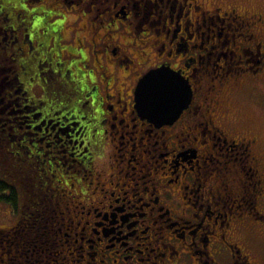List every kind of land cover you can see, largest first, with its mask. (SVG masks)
<instances>
[{"label":"flooded vegetation","instance_id":"obj_1","mask_svg":"<svg viewBox=\"0 0 264 264\" xmlns=\"http://www.w3.org/2000/svg\"><path fill=\"white\" fill-rule=\"evenodd\" d=\"M263 34L264 15L198 0H0V131L32 143L46 118L6 90L20 74L39 94L24 103L45 89L63 97L51 114L62 121L52 131L73 141L61 261L73 250L76 264H259L247 237L264 244V147L234 129L226 104L264 75ZM160 67L192 92L166 124L134 102Z\"/></svg>","mask_w":264,"mask_h":264},{"label":"trees","instance_id":"obj_2","mask_svg":"<svg viewBox=\"0 0 264 264\" xmlns=\"http://www.w3.org/2000/svg\"><path fill=\"white\" fill-rule=\"evenodd\" d=\"M22 76L20 74L18 84L13 85V89L7 84L6 90H18L22 101L18 108L23 110V114L29 112L35 117L38 112L46 110V118H37L33 123L37 127L33 132L42 137L40 140H35L34 137L35 141L32 143L28 142L30 139L26 135H23L26 142L17 143L18 139L11 135L13 132L0 131V150L6 148L8 154H11L12 162V179L0 178V202L12 207L15 218L12 225L0 228V264H16V255L19 254L21 263L53 264L57 261V256L60 259L66 256L65 253L59 254L53 244L61 237L56 222L65 207L64 195L67 188L62 181L64 178L72 179L73 174L67 171V165L58 156V148L63 141L53 140V132L49 134L44 123L53 117L51 114L57 111L56 106L63 97L56 90L45 89V94L34 104L24 103L27 96L35 93L24 86ZM18 108L13 105L6 112L14 115L12 113ZM55 129L58 130L57 127Z\"/></svg>","mask_w":264,"mask_h":264},{"label":"rangeland","instance_id":"obj_3","mask_svg":"<svg viewBox=\"0 0 264 264\" xmlns=\"http://www.w3.org/2000/svg\"><path fill=\"white\" fill-rule=\"evenodd\" d=\"M203 3L205 8L211 9L212 7H219L221 10H228L231 8L237 9L238 11L246 10L250 13H259L264 15V0H198ZM67 24L71 25L70 22ZM264 35V34H263ZM70 36V34H69ZM209 77H206L201 84H205ZM217 81L214 82V84ZM249 83V84H248ZM248 84V85H247ZM36 95L37 91H35ZM227 109L229 114H231L234 122V129L237 131L250 130L256 133L260 139V143L264 147V75L262 78L255 79L253 81L245 80L227 99ZM61 113L55 117H60ZM55 117H51L53 121L51 123L45 122L44 127L47 128L48 133L52 131V126L56 123ZM60 120V118H59ZM41 122H39L40 124ZM43 128V127H42ZM235 130V131H236ZM46 134V131L43 130ZM52 135L53 140L58 141L61 139V147L59 150V157L61 162H65L68 166L71 164L73 157L67 155V148L73 145V141L64 137V134H59L58 130L54 129ZM69 134V133H68ZM71 134V133H70ZM35 137V138H34ZM42 136H38L35 133V140H40ZM44 137V136H43ZM50 138V137H49ZM46 139V136L44 137ZM43 139V140H44ZM51 139V138H50ZM42 140V142H43ZM41 147L43 144L40 145ZM6 148H1L0 150V178L9 180L12 179V169L10 157ZM69 152V151H68ZM20 157V156H19ZM22 158V156H21ZM15 163V162H13ZM13 209L9 204L0 202V228H7L14 222ZM247 240L252 247V251L255 254L259 264H264V244L255 236L248 235ZM71 254L68 255L65 261H61L60 257H56V262L53 264H76V255L73 250H70Z\"/></svg>","mask_w":264,"mask_h":264},{"label":"water","instance_id":"obj_4","mask_svg":"<svg viewBox=\"0 0 264 264\" xmlns=\"http://www.w3.org/2000/svg\"><path fill=\"white\" fill-rule=\"evenodd\" d=\"M191 95L189 84L179 73L160 67L148 71L138 81L135 109L154 123H171L188 106Z\"/></svg>","mask_w":264,"mask_h":264},{"label":"snow or ice","instance_id":"obj_5","mask_svg":"<svg viewBox=\"0 0 264 264\" xmlns=\"http://www.w3.org/2000/svg\"><path fill=\"white\" fill-rule=\"evenodd\" d=\"M60 23H62V22H60ZM35 26H36V25L34 24L33 27H35Z\"/></svg>","mask_w":264,"mask_h":264}]
</instances>
